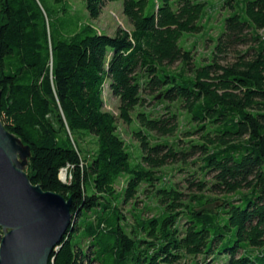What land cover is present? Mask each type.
Masks as SVG:
<instances>
[{
    "label": "trees",
    "instance_id": "obj_1",
    "mask_svg": "<svg viewBox=\"0 0 264 264\" xmlns=\"http://www.w3.org/2000/svg\"><path fill=\"white\" fill-rule=\"evenodd\" d=\"M80 1L89 20L122 2L131 30L101 33L69 0H0L1 124L28 150L30 183L71 202L47 264H264V0H221L232 12L204 63L182 41L201 32L205 0ZM106 85L137 158L103 110ZM179 110L199 137L152 142L179 132ZM195 155L184 198L163 169Z\"/></svg>",
    "mask_w": 264,
    "mask_h": 264
},
{
    "label": "water",
    "instance_id": "obj_2",
    "mask_svg": "<svg viewBox=\"0 0 264 264\" xmlns=\"http://www.w3.org/2000/svg\"><path fill=\"white\" fill-rule=\"evenodd\" d=\"M13 141L0 121V264H47L71 223V202L30 183L3 147Z\"/></svg>",
    "mask_w": 264,
    "mask_h": 264
},
{
    "label": "rangeland",
    "instance_id": "obj_3",
    "mask_svg": "<svg viewBox=\"0 0 264 264\" xmlns=\"http://www.w3.org/2000/svg\"><path fill=\"white\" fill-rule=\"evenodd\" d=\"M153 1V0H152ZM206 10H205V19L200 23L202 30L198 34L194 35H187L185 36V40L182 41L183 47L185 49H189L191 45H195L192 49V54L197 61H201L204 63L206 61V57L210 56L213 46L215 45L218 35L223 30V21L224 19L230 15L232 12L231 9L227 6H221V0H205ZM69 5L71 7L72 13L79 15L84 21L89 22L93 25V27L101 32L106 34H114L115 31L119 28L130 31L131 25L126 17L122 13V2H108L105 3L101 15L97 20H89L87 12L84 9V4L80 0H69ZM148 13V12H147ZM207 17L210 19L206 22ZM232 59H227V63H230ZM176 65L172 67L174 69ZM104 99V108L105 112H109L116 117V128L117 133L121 136L124 140L125 144L130 148L131 154L134 158L140 156L141 152L138 148V143L132 138L131 130L133 129L134 125H127L123 123L120 119H118V106L119 101L117 98L113 97L107 85L104 88L103 93ZM153 102H147L145 105L146 111H153L154 109ZM174 112V108H171ZM156 113L153 114V117L158 115H163L166 112L162 110H156ZM180 116H177V122L179 123V132L175 133L173 136L170 137H159L154 134V141L152 142H159V141H167V143L172 144L176 139L179 140V147L185 148L188 141L196 140L199 135L193 134L191 136H185L183 133L188 130L189 125L186 123L185 116L181 111H178ZM134 117V113L132 114ZM81 146L86 151H91L93 148V139L91 137H86L82 140ZM4 149L7 151L9 157L11 158L12 163L18 169L24 171L27 165L28 160V151L25 147L21 146L18 142L13 141L11 146L10 143L3 144ZM199 156L195 155L186 160V164L183 165V170L181 171H172V168H177L178 165L174 166H167L163 171L167 174L166 179L172 181L176 184V188L180 191L184 198H187L190 194L196 192L195 186L191 185L194 181L196 183L201 179V173L199 170L200 162ZM60 175V173H59ZM192 175V176H190ZM66 171H63L59 176L62 179L61 182L66 183L67 179ZM212 175H206L204 181L207 183L206 185L209 187L212 183ZM124 186V179H121L119 183L116 185V189L120 190ZM203 194L211 195V193L205 191ZM217 198L222 197L221 194L215 195ZM139 199H144L142 196H139ZM234 199L237 197L234 196ZM145 200V199H144ZM142 204H138V208H140ZM129 209L128 206L124 207V210L127 211ZM148 215V214H147ZM218 249H215L216 258H221L218 256ZM201 259V258H200ZM199 261V260H198ZM219 264H222V259L218 261ZM223 263H226V258L224 259Z\"/></svg>",
    "mask_w": 264,
    "mask_h": 264
}]
</instances>
